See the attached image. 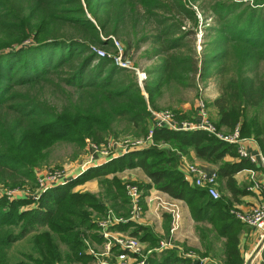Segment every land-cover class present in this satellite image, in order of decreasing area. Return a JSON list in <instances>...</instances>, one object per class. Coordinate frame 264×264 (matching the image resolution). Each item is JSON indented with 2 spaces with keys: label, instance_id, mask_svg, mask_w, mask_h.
<instances>
[{
  "label": "trees",
  "instance_id": "1",
  "mask_svg": "<svg viewBox=\"0 0 264 264\" xmlns=\"http://www.w3.org/2000/svg\"><path fill=\"white\" fill-rule=\"evenodd\" d=\"M255 1L258 6L240 9L232 0L215 1V21L204 28L197 52L195 0H0V264H92L98 257L84 251V241L102 242L96 220L110 209L128 216L118 174L132 168L148 180L131 182L142 194L153 187L181 200L194 223L209 224L224 238L220 264L243 263V224L229 209L245 192L234 174L251 163L238 157L233 143L203 130L155 127L151 145L109 155L46 189H39L35 168L59 142L82 151L87 142L144 136L166 86L195 87L209 78L217 90L209 120L225 132L237 128L264 154V0ZM115 36L125 53L146 43L145 57L157 59L141 86L131 71L91 52L92 45L111 47ZM44 88L53 89L57 103ZM189 150L216 166L217 186L227 199H213L184 179L179 157ZM93 178L97 192L73 189ZM12 190L25 193H6ZM109 228L147 242L146 264H189L173 249L153 250L156 238L144 225L126 220Z\"/></svg>",
  "mask_w": 264,
  "mask_h": 264
},
{
  "label": "built area",
  "instance_id": "2",
  "mask_svg": "<svg viewBox=\"0 0 264 264\" xmlns=\"http://www.w3.org/2000/svg\"><path fill=\"white\" fill-rule=\"evenodd\" d=\"M111 52H106L101 46L92 45L90 47L97 57H106L110 63L115 67L126 69L135 73L136 82L141 86L142 81L145 79V73L138 70L130 58V53H125L122 45L115 38L111 39ZM151 124L147 129L144 136L139 138H126L123 140H115L108 138L105 143L94 144L87 142V148L90 150V156L107 157L109 155L125 152L129 148L146 147L152 144V130L155 127H164L166 129L175 131H186V130H203L208 134L213 135L219 140L227 143H233L236 146V153L238 157L247 159L251 164L260 167L264 173V154L260 151L252 153L248 150L247 141L252 138L240 137L237 128L232 131H222L217 129L214 124L209 120L207 108L203 99L199 98L196 100V110L194 118L191 120L187 119H176L175 115L169 110H150ZM37 183L39 189L43 190L49 186L60 183L63 181L65 175L62 171H43L42 173H36ZM183 177L186 181H190L191 184L199 188L206 190V193L213 199L218 198V192L215 188L216 183V172L215 170H206L197 164L185 165L183 171ZM17 190L7 191L8 195H20L15 194ZM125 195L128 200L129 214L126 218L116 217L108 211V215L104 218L96 220L98 227V235L103 240L101 242V253H96L92 247L87 248L85 251L88 254L97 257V255H108L112 253L113 260L107 261L98 259L97 264H146V256L151 251L147 249L142 253V244L138 238L131 236L127 233L113 232L110 230V225L115 223L123 222L126 220H136L139 218L140 208V189L136 184L127 182L124 185ZM229 212L242 224L249 227H254L258 230H264V195L261 200L251 207L248 211L240 212L235 209H229ZM173 224L170 227V235L176 228L175 222L178 220V212L174 211ZM169 235V236H170ZM167 241L162 239L153 250L170 248L175 253L188 260L189 264H214L213 260L208 256H200L195 254L191 249L184 247L183 245L171 244L168 238ZM116 248L119 252L114 253L112 249Z\"/></svg>",
  "mask_w": 264,
  "mask_h": 264
},
{
  "label": "rangeland",
  "instance_id": "3",
  "mask_svg": "<svg viewBox=\"0 0 264 264\" xmlns=\"http://www.w3.org/2000/svg\"><path fill=\"white\" fill-rule=\"evenodd\" d=\"M215 1H222V0H195V16L198 19L196 31L193 38V45L195 46V50L197 52L200 51L202 47V43L206 40L201 34L204 32V28L207 24H213L215 18L211 13L210 9L211 6ZM229 1V0H225ZM238 4V9L243 7H255L258 6L255 4V0H232ZM262 6L264 3L261 4ZM260 5V6H261ZM264 7V6H263ZM190 23L185 20L184 27L188 28ZM115 39L120 42L122 47L124 46L122 41L115 36ZM149 45L146 43H140V46L136 50H130V58L132 59L133 65L138 69L145 73L148 68H151L152 65L157 63V59H147L145 57V53L148 49ZM106 52L110 53L111 48L109 46L102 47ZM132 72V71H131ZM133 73V72H132ZM135 75V73H133ZM146 77V74H145ZM37 90V87H36ZM39 91V90H38ZM52 88H44L43 95L50 99L54 104L57 103L56 100L53 101L52 95L53 94ZM216 80L214 78H209L204 81H197L195 87L190 86L186 88L176 87L175 85L166 86L161 93V96L157 99V106L161 108L160 110H169L175 112H182V114L186 117L184 119L191 120L192 117L195 115L196 110V100L201 98L205 102L206 108L207 105H211L212 99L216 96ZM211 113V111L209 110ZM211 116V115H210ZM212 118V116H211ZM132 138V137H131ZM162 147L170 148L169 144H162ZM158 145V147H160ZM121 153V152H118ZM117 153V154H118ZM116 154V153H115ZM92 160V156H90V150L85 145L82 151H78L70 144H65L62 142L56 143L53 145L47 152L45 162L36 167V173H42L43 171H62V173L66 176L75 173L76 171L83 170L82 168ZM179 165L185 168L187 164H195L192 160H188L187 158L179 157ZM139 171V170H138ZM140 174H142L139 171ZM65 176V177H66ZM64 177V178H65ZM136 175L132 176L131 178H123L122 182L126 184L127 182H136V183H143L139 181L140 179L136 180ZM96 181V187H98V179H90ZM89 181V180H87ZM86 182V181H85ZM148 182V180H147ZM145 182V183H147ZM76 187V186H75ZM73 187V189H77ZM215 188L218 192V196H224L222 198L227 199L225 197L224 192H222L217 183H215ZM155 189V188H154ZM81 191V190H80ZM87 191V190H82ZM15 194H23L25 193L24 190H17L14 192ZM142 191L140 190V195ZM143 198L140 196V208L141 212L139 218L134 220L135 223L140 225H144L149 229V231L153 234L156 238L157 245L158 243L166 238L170 241L171 244L183 245L184 247L191 249L200 256H208L214 262V264H220V253L222 249V243L224 242V238L217 237L216 232L208 226L209 224H198L191 221L188 217L186 208L184 205H179L178 203L174 202L172 198L163 197L162 194L152 192L149 197V205L145 208V206H141V200ZM232 207V206H231ZM230 207V209H232ZM174 211L178 212V220L175 222V229L173 230L172 235H170V227L173 224V215ZM110 213L116 217H123L122 215H116L110 209ZM242 230H245V226H242ZM203 228V230H201ZM241 230V231H242ZM113 232H117L112 230ZM96 232H99L96 230ZM119 233H126L120 231ZM170 235V236H169ZM21 243H24L21 242ZM94 242L90 240L84 241V251L87 248L92 247L96 251V253H101L102 248L93 245ZM142 244V253L147 249H150V245L147 242L141 241ZM101 245V243H100ZM156 245V246H157ZM154 246V245H153ZM152 246V247H153ZM155 246V247H156ZM154 248V247H153ZM161 250V249H159ZM113 252V251H112ZM97 260H107L108 262L113 260L112 253L108 255H97ZM97 260H94L92 264H97Z\"/></svg>",
  "mask_w": 264,
  "mask_h": 264
},
{
  "label": "crops",
  "instance_id": "4",
  "mask_svg": "<svg viewBox=\"0 0 264 264\" xmlns=\"http://www.w3.org/2000/svg\"><path fill=\"white\" fill-rule=\"evenodd\" d=\"M211 111V113L209 112ZM214 107L212 105H207V113L209 115L210 119L214 118ZM212 118H211V116ZM195 116V115H194ZM194 118V117H192ZM248 150L252 153L260 151L258 148L257 143L253 139H249L247 141ZM116 155V154H114ZM187 158L188 160H192L195 164L200 165L206 170H216V166L212 163H208L206 161H203L201 159H198L194 156L193 152L191 150L188 151L187 155L181 156V158ZM107 157H100V156H94L91 161L86 163V165L82 168H86L90 165H97L102 162H104ZM229 160H236L237 158H226ZM180 163V162H179ZM178 169L183 173L184 167L180 166L178 164ZM138 168H132V169H126L118 174V177L121 179L123 178H131L132 176L136 175V180L140 179L139 181H142L143 183L147 182V178L142 174L139 173ZM78 171H76L73 174H70L69 176H66L63 180L65 181L67 178L72 177L76 175ZM132 179V178H131ZM234 179L236 182V185L240 188L245 190L243 194H238L236 197V201L232 202L231 208L235 209L240 212L248 211L251 207L256 205L260 200L261 197L264 195V173L260 169L259 166L251 164V166L244 168L234 174ZM190 183V181H187ZM217 183V182H216ZM219 184V183H218ZM217 184V185H218ZM75 188L76 190H87L89 192H97L98 187H96V181L89 180L82 184L77 185ZM152 192H156L159 194H162L163 197H169L165 193L160 192L153 187H150L146 193L142 194V200H141V206H145V208L149 205L148 197ZM225 195L228 197L229 194L225 192ZM170 198V197H169ZM174 202L178 203L179 205L184 203L181 200L174 199ZM184 208L186 206L184 205ZM187 210V208H186ZM188 214V212H187ZM189 217V215H188ZM190 218V217H189ZM191 219V218H190ZM192 221V220H191ZM245 226V230H242L238 235V248L241 257L243 258V263L245 264H264V230H258L254 227H249L247 225ZM120 232V231H119ZM145 242V241H144ZM93 245L97 247H101L100 244L94 243ZM114 258V257H113Z\"/></svg>",
  "mask_w": 264,
  "mask_h": 264
},
{
  "label": "water",
  "instance_id": "5",
  "mask_svg": "<svg viewBox=\"0 0 264 264\" xmlns=\"http://www.w3.org/2000/svg\"><path fill=\"white\" fill-rule=\"evenodd\" d=\"M245 264H247V262Z\"/></svg>",
  "mask_w": 264,
  "mask_h": 264
}]
</instances>
